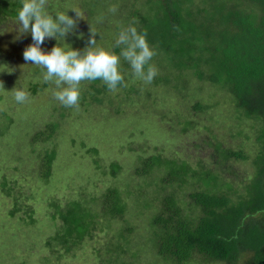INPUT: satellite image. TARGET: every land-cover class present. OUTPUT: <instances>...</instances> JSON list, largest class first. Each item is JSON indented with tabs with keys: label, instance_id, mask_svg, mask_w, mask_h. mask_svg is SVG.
I'll return each mask as SVG.
<instances>
[{
	"label": "rangeland",
	"instance_id": "374dc122",
	"mask_svg": "<svg viewBox=\"0 0 264 264\" xmlns=\"http://www.w3.org/2000/svg\"><path fill=\"white\" fill-rule=\"evenodd\" d=\"M8 1L22 7L23 0ZM192 1L199 7L212 4L188 0ZM157 9L147 0H47L44 11L49 16L55 19L63 13L77 23L65 37L48 38L41 48L50 52L58 46L83 54L91 47L92 30L97 34L92 48L113 52L120 32L130 26L127 18L132 12L142 17L147 10L155 15ZM203 14L206 19L209 13ZM32 43L31 33L23 32L18 17L0 15V264H175L157 253L154 216L161 200L172 197L187 219L197 220L201 210L189 195L206 188L190 176L185 184L163 183L165 177L180 182L185 176L178 162L175 168L167 163L170 170L163 165L153 173L137 175L136 169L158 154L165 155L163 160L185 159L192 169H218L225 184L216 193H228L238 201L255 173L252 161L260 149L254 137L256 122L239 115L230 93L199 80L191 69L180 73L165 66L160 53L150 62L158 70L151 84L137 78L121 57L126 86L110 91L102 80L82 81L79 106L65 107L54 95L65 85L57 88L54 82H45L46 69L24 60L23 52ZM17 90L30 93L29 99L18 103ZM196 103L204 109L196 111ZM51 124H56L52 135L49 132L34 142L35 134ZM216 143L249 159L223 157L220 162ZM52 151L55 156L48 168L42 156ZM113 162L119 165L117 173H112ZM211 173L203 172L209 186L208 180L217 179ZM110 188H117L128 206L124 217L100 218L91 236L71 251L45 248L61 222L50 217L51 200L93 205L92 198ZM15 199L24 210L34 208L35 223L27 224L31 219L24 211L11 216ZM249 258L248 254L235 264H248ZM195 259L186 264L210 263Z\"/></svg>",
	"mask_w": 264,
	"mask_h": 264
},
{
	"label": "trees",
	"instance_id": "16d2710c",
	"mask_svg": "<svg viewBox=\"0 0 264 264\" xmlns=\"http://www.w3.org/2000/svg\"><path fill=\"white\" fill-rule=\"evenodd\" d=\"M210 2L212 4L208 7H199L188 0H147L148 6L153 3L154 9L158 8L156 14L151 15L147 10L140 17L132 12L127 22L130 21V26L136 25L138 33L147 34L148 43L155 46L153 58L160 53L165 58V66L176 68L180 73L193 70L199 80L230 93L235 108L241 111L239 115L256 122L254 137L260 149L252 161L255 173L245 188L246 195L234 201L228 193H216L215 189L225 184L218 169H192L189 161L163 160V154L146 158L144 166L138 167L136 173L146 174L151 170L153 173L167 163L175 168L178 162L185 176L180 182L165 177L163 183L185 184L190 176L206 188L189 195L192 203L201 210L197 220L187 219L174 198L161 200L160 210L153 219L155 245L160 256L173 260L175 264H186L195 258L209 264H235L249 254L248 264H264V0ZM19 5L14 1L0 0V15L18 17ZM203 12L209 13L206 19ZM121 49L114 44L115 54L119 55ZM122 63L126 64L123 67L127 66L124 60ZM193 108L196 111L204 109L200 103ZM55 128L56 124H51L50 128L36 133L33 141H40L49 132L52 135ZM241 133L237 130V134ZM214 147L220 162L223 157L249 159L243 152L226 149L222 144L216 143ZM91 150L97 151L96 148ZM54 156L53 151L42 156L46 167H51ZM168 165L166 168L170 170ZM110 167L112 173L119 170L117 162L111 163ZM50 170L44 172L45 179L49 178ZM209 171L217 176L214 181L208 180L211 186L203 178V172ZM121 196L117 188H110L98 198L93 197V205L83 201L61 205L51 200L50 217L54 222L57 219L61 222L55 234L47 238L45 248H51L53 252L56 247L71 251L91 236L100 218L124 217L128 206ZM95 204L96 208H93ZM19 211H24L31 219L27 224L35 223L34 208L24 210L15 199L10 214L14 216Z\"/></svg>",
	"mask_w": 264,
	"mask_h": 264
},
{
	"label": "clouds",
	"instance_id": "9594fccd",
	"mask_svg": "<svg viewBox=\"0 0 264 264\" xmlns=\"http://www.w3.org/2000/svg\"><path fill=\"white\" fill-rule=\"evenodd\" d=\"M47 0H23L18 12V20L23 32H30L33 43L23 52L26 62H31L46 69L45 82H54L61 90L54 93L55 98L65 107H78L81 98L80 84L82 81L102 80L110 91H115L124 84V76L120 71L121 57L127 61L134 75L151 84L158 74L157 68L150 62L156 55L150 47L146 33H138L136 27L129 26L123 29L116 46H123L119 55L102 48L93 49L96 44L95 32L91 31L88 48L83 54L78 50L64 51L54 46L50 52L42 50L41 45L48 38L57 35L65 37L76 26L77 20L67 14H58L55 19L45 11ZM113 12L115 8L111 9ZM76 17L81 14L74 10ZM126 86V84H124ZM30 93L17 90L15 100L18 103L26 102Z\"/></svg>",
	"mask_w": 264,
	"mask_h": 264
}]
</instances>
